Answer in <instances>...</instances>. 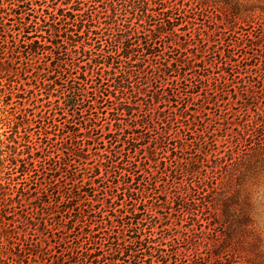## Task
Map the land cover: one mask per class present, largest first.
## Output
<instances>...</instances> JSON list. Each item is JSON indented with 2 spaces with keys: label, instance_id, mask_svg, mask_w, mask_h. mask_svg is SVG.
<instances>
[{
  "label": "rangeland",
  "instance_id": "obj_1",
  "mask_svg": "<svg viewBox=\"0 0 264 264\" xmlns=\"http://www.w3.org/2000/svg\"><path fill=\"white\" fill-rule=\"evenodd\" d=\"M173 1L188 2L193 10L197 3L205 8L194 10L197 26L192 27V34L197 40L202 34L208 49L203 62H197V73L207 78L199 83L197 75H189L187 84L196 85L189 91L197 92L188 99L203 105L195 130L204 134L196 139L210 147L201 173L191 179L193 183L201 179L207 186L202 195L192 196L195 208L202 212L187 219L191 246L182 240L177 246L187 249L193 261L214 264L211 248L227 240L240 257L264 264V128L257 125L261 135L241 134L242 127L264 109V75L260 74L264 68V0ZM49 4L64 12L75 7L73 0ZM36 35L23 37L9 23L0 36V50L7 56L0 59V264H88L81 254L93 253L92 242L100 244L102 236L93 223H104L103 215L110 210L100 209L104 195L94 191L92 182L102 163L96 153L106 143L104 134L111 130V122L103 120L107 115L88 111L82 118L65 109L62 92L51 85L54 77L47 73L49 58L30 55L26 46L39 41ZM208 37L213 41L210 45ZM65 49L63 45V55ZM214 51L235 62L221 71L214 64ZM249 55L253 59L245 60ZM254 65L257 68H251ZM247 69H254L253 76L249 77ZM249 84L255 85L252 98L247 95ZM164 111L165 116L171 112L166 107ZM92 118L96 128L87 139L80 123ZM142 161L148 170L151 163ZM148 171L154 174L150 183L166 180L172 184L174 180L163 177L160 163ZM231 196L237 197L232 207L236 218L227 220L217 204ZM90 233L95 236L89 240ZM103 249L101 243L96 252Z\"/></svg>",
  "mask_w": 264,
  "mask_h": 264
},
{
  "label": "trees",
  "instance_id": "obj_2",
  "mask_svg": "<svg viewBox=\"0 0 264 264\" xmlns=\"http://www.w3.org/2000/svg\"><path fill=\"white\" fill-rule=\"evenodd\" d=\"M54 1L72 0H0V36L9 23L23 37L38 34L39 41L26 46L30 55L49 58L47 73L54 77L51 85L62 92L65 109L82 118L88 111L107 115L103 120L111 122L110 133L104 134L106 143L96 153L102 163L92 182L94 191L104 195L100 209H110L103 215L104 223H93L103 236L98 242L106 249L97 253L101 243L92 242L93 253H82L81 258L88 264H201L189 259L188 250L178 248L176 242L191 246L187 219L202 212L195 208L192 196L202 195L207 187L201 179L191 181L201 173L210 147L196 139L204 134L195 130L203 105L188 99L197 92L189 91L196 85L187 84L189 75H197L199 83L207 78L197 73V64L208 49L202 34L197 37L200 41L192 34L197 26L194 10L205 9L204 5L197 3L193 10L188 2L173 0H73L75 7L64 12L49 4ZM98 8L103 11L96 13ZM207 42L210 45L212 38ZM212 54L221 71L235 62L230 56L224 60L220 53ZM0 59H7L2 50ZM252 59L253 55L245 58ZM254 69L246 70L249 77ZM254 88L247 85L248 97L255 94ZM165 107L171 111L166 116ZM256 116L242 127V135H261L257 125L264 128V109ZM94 124L93 118L80 123L85 138L92 136ZM188 134L195 136L187 138ZM92 142L96 144L93 138ZM142 159L151 163L148 170L163 165V177L174 179L172 184L150 183L154 174L144 169ZM236 198L217 204L227 220L236 218L232 208ZM94 236L90 233L87 239ZM227 243L211 248L214 264H261L252 257H240Z\"/></svg>",
  "mask_w": 264,
  "mask_h": 264
}]
</instances>
